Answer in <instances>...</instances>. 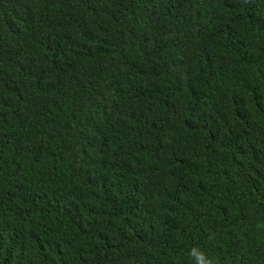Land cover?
Segmentation results:
<instances>
[{
  "label": "trees",
  "instance_id": "obj_1",
  "mask_svg": "<svg viewBox=\"0 0 264 264\" xmlns=\"http://www.w3.org/2000/svg\"><path fill=\"white\" fill-rule=\"evenodd\" d=\"M264 264V0H0V264Z\"/></svg>",
  "mask_w": 264,
  "mask_h": 264
},
{
  "label": "clouds",
  "instance_id": "obj_2",
  "mask_svg": "<svg viewBox=\"0 0 264 264\" xmlns=\"http://www.w3.org/2000/svg\"><path fill=\"white\" fill-rule=\"evenodd\" d=\"M189 255L192 257L194 264H212V261L205 256V253L199 248H191Z\"/></svg>",
  "mask_w": 264,
  "mask_h": 264
}]
</instances>
